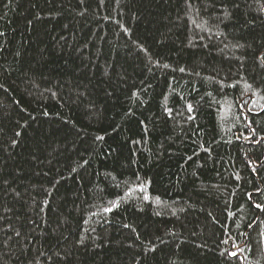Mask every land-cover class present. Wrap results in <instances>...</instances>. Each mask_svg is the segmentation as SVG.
<instances>
[{
    "label": "trees",
    "instance_id": "16d2710c",
    "mask_svg": "<svg viewBox=\"0 0 264 264\" xmlns=\"http://www.w3.org/2000/svg\"><path fill=\"white\" fill-rule=\"evenodd\" d=\"M0 264H264V0H0Z\"/></svg>",
    "mask_w": 264,
    "mask_h": 264
},
{
    "label": "snow or ice",
    "instance_id": "6c2138e0",
    "mask_svg": "<svg viewBox=\"0 0 264 264\" xmlns=\"http://www.w3.org/2000/svg\"><path fill=\"white\" fill-rule=\"evenodd\" d=\"M182 71H183V69H182ZM189 110H191V106H189ZM257 207H260V205H257Z\"/></svg>",
    "mask_w": 264,
    "mask_h": 264
}]
</instances>
